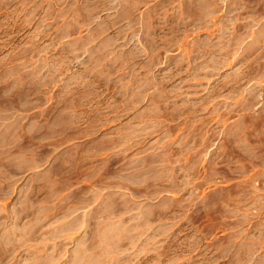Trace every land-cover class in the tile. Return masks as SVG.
<instances>
[{
    "label": "rangeland",
    "instance_id": "1",
    "mask_svg": "<svg viewBox=\"0 0 264 264\" xmlns=\"http://www.w3.org/2000/svg\"><path fill=\"white\" fill-rule=\"evenodd\" d=\"M0 264H264V0H0Z\"/></svg>",
    "mask_w": 264,
    "mask_h": 264
}]
</instances>
